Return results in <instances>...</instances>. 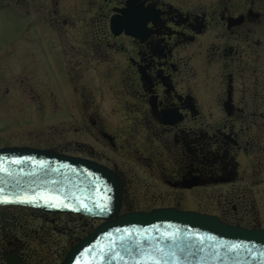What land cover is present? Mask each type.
<instances>
[{
	"label": "flooded vegetation",
	"instance_id": "flooded-vegetation-1",
	"mask_svg": "<svg viewBox=\"0 0 264 264\" xmlns=\"http://www.w3.org/2000/svg\"><path fill=\"white\" fill-rule=\"evenodd\" d=\"M13 1L25 17L36 8V26L21 29L36 56L24 93L70 114L73 149L56 151L113 169L125 196L141 172L148 191L227 187L232 214L217 216L261 227L264 0ZM14 220L0 214V264H54L37 249L40 230L30 239Z\"/></svg>",
	"mask_w": 264,
	"mask_h": 264
},
{
	"label": "water",
	"instance_id": "water-1",
	"mask_svg": "<svg viewBox=\"0 0 264 264\" xmlns=\"http://www.w3.org/2000/svg\"><path fill=\"white\" fill-rule=\"evenodd\" d=\"M123 181L95 161L29 146L0 148V205L103 221L60 264H264V227L174 207L121 213Z\"/></svg>",
	"mask_w": 264,
	"mask_h": 264
},
{
	"label": "rangeland",
	"instance_id": "rangeland-1",
	"mask_svg": "<svg viewBox=\"0 0 264 264\" xmlns=\"http://www.w3.org/2000/svg\"><path fill=\"white\" fill-rule=\"evenodd\" d=\"M35 11L36 8L32 7L31 12L34 16L25 17L19 4L13 0L10 3L0 0V147L28 145L67 152L73 149L68 143L73 137L68 128L71 123L70 114L63 110H52L49 99L45 101L47 103L45 108L40 109L36 95L31 92L25 94L23 91L21 81L23 70L26 67L31 74L34 73L35 68L32 64L36 61L32 60L36 56L34 42L28 46L24 45L21 29L24 26L31 28L36 26ZM47 69L50 71V67L46 65L45 72ZM45 72L43 71L45 75L43 80L47 81L48 76L46 77ZM58 130L66 133H62L56 139L54 132L58 133ZM140 179L149 185L154 183L151 177L143 172ZM144 183L137 184L136 181V184L134 182L128 187L126 196L123 197L122 213L134 209L150 210L152 206L162 208L174 205L178 209L183 206L222 217L232 214L226 206L230 197L227 187H222L221 190L207 188L185 193L173 192L162 187L148 191L143 188ZM256 198L258 216L253 219L257 223L260 221V226L263 227L264 184L259 187ZM1 209L6 210L0 211V214L10 216L11 220L15 218L14 221L24 223V226L28 227L34 235L30 239L36 236L35 229L40 230L37 236L40 246L38 245L37 249L53 254L54 264H59L69 247L98 224L92 220L86 222L85 218L76 215L50 214L26 207L9 206ZM14 221L8 224H14Z\"/></svg>",
	"mask_w": 264,
	"mask_h": 264
}]
</instances>
